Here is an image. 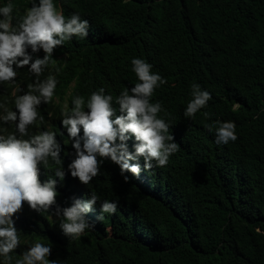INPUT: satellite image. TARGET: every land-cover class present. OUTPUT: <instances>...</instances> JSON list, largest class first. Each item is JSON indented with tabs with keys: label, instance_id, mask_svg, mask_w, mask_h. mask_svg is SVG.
Wrapping results in <instances>:
<instances>
[{
	"label": "trees",
	"instance_id": "obj_1",
	"mask_svg": "<svg viewBox=\"0 0 264 264\" xmlns=\"http://www.w3.org/2000/svg\"><path fill=\"white\" fill-rule=\"evenodd\" d=\"M2 2L23 14L34 0ZM53 2L65 17L78 13L87 20L88 36L57 47L40 79L52 74L55 95L70 88L73 97L87 100L100 87L122 90L138 83L131 61L145 60L167 81L151 102L170 113L159 118L169 123L179 150L166 167L142 169L138 179L125 173L127 183L118 166L104 159L88 185L58 184L61 209L73 197H99L85 214L93 226L77 239L62 234L55 216L25 204L14 217L20 246L11 253L13 264L36 242L51 247L49 259L58 264H264V0ZM28 51L33 59L44 56L42 50ZM17 73L14 84H0V98L7 97L14 111L15 97L23 94L17 88L27 91L35 79L27 68ZM193 84L212 99L188 118ZM38 111L43 127L51 123L66 166L62 153L73 149L61 119L49 120L45 107ZM215 121L234 122L237 140L217 145L215 129L205 127ZM128 146L132 150L129 141ZM105 200L117 202L115 214L101 212Z\"/></svg>",
	"mask_w": 264,
	"mask_h": 264
},
{
	"label": "clouds",
	"instance_id": "obj_2",
	"mask_svg": "<svg viewBox=\"0 0 264 264\" xmlns=\"http://www.w3.org/2000/svg\"><path fill=\"white\" fill-rule=\"evenodd\" d=\"M8 2L0 4V84H14L17 69L27 68L35 78L27 85V91L14 100V109L7 107L8 98H0V257L3 264H13V253L20 246V236L14 217L18 218L26 204L36 213H50L59 220L62 234L77 239L85 229L93 225L85 214L93 210L99 197L71 198L70 207L61 209L56 202L57 185L66 186L67 181L88 185L100 174L102 160L107 159L118 166L124 182L138 178L142 169L166 167L170 156L179 150L175 137L169 134L170 125L159 118L163 109L161 102H151L154 91L167 81L152 72V65L143 59L131 61L132 71L138 83L130 88L100 87L86 100L73 97L71 89L55 95L56 76L49 74L40 79L48 68L54 50L63 46L74 36L86 38L89 23L78 13L65 17L63 9L57 10L53 0H36L22 14ZM43 51V58L33 59L29 54ZM72 86V85H71ZM70 86V87H71ZM192 99L184 116L192 118L212 99L199 84L191 86ZM48 109L47 117L60 118L61 127L71 141L72 154L64 155L68 164L61 160V145L51 123L46 122L38 110ZM203 115L208 118L210 113ZM209 132L215 129V143L235 142L234 122L205 125ZM82 131V135H81ZM128 141L132 143L129 150ZM143 160L141 167L140 160ZM131 162V163H130ZM47 179L41 182L40 178ZM117 202L103 201L101 212L115 214ZM55 209L53 212L52 209ZM103 217H97L102 219ZM52 248L36 242L23 251L15 264H58L50 260Z\"/></svg>",
	"mask_w": 264,
	"mask_h": 264
},
{
	"label": "rangeland",
	"instance_id": "obj_3",
	"mask_svg": "<svg viewBox=\"0 0 264 264\" xmlns=\"http://www.w3.org/2000/svg\"><path fill=\"white\" fill-rule=\"evenodd\" d=\"M261 36L264 37V32H261Z\"/></svg>",
	"mask_w": 264,
	"mask_h": 264
},
{
	"label": "bare ground",
	"instance_id": "obj_4",
	"mask_svg": "<svg viewBox=\"0 0 264 264\" xmlns=\"http://www.w3.org/2000/svg\"><path fill=\"white\" fill-rule=\"evenodd\" d=\"M80 85V84H79ZM136 178V177H135ZM138 179V178H137ZM140 179V178H139ZM138 182V181H137ZM169 243V242H168Z\"/></svg>",
	"mask_w": 264,
	"mask_h": 264
}]
</instances>
